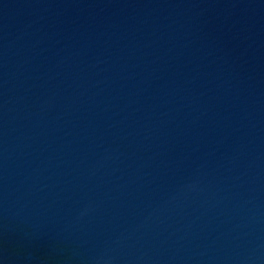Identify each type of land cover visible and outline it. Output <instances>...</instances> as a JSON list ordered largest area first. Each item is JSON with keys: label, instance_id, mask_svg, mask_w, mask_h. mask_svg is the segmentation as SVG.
<instances>
[{"label": "water", "instance_id": "1", "mask_svg": "<svg viewBox=\"0 0 264 264\" xmlns=\"http://www.w3.org/2000/svg\"><path fill=\"white\" fill-rule=\"evenodd\" d=\"M0 264H264V0H0Z\"/></svg>", "mask_w": 264, "mask_h": 264}]
</instances>
